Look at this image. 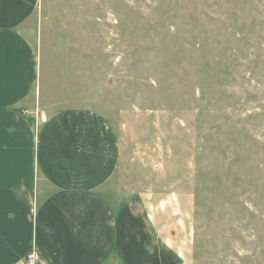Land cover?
Segmentation results:
<instances>
[{"label": "rangeland", "instance_id": "obj_1", "mask_svg": "<svg viewBox=\"0 0 264 264\" xmlns=\"http://www.w3.org/2000/svg\"><path fill=\"white\" fill-rule=\"evenodd\" d=\"M40 13L52 101L108 125L118 163L102 191L149 213L162 264H264V0H40Z\"/></svg>", "mask_w": 264, "mask_h": 264}, {"label": "crops", "instance_id": "obj_2", "mask_svg": "<svg viewBox=\"0 0 264 264\" xmlns=\"http://www.w3.org/2000/svg\"><path fill=\"white\" fill-rule=\"evenodd\" d=\"M44 22L40 0H0V264L30 251L36 264H162L149 213L102 191L118 163L108 125L56 109Z\"/></svg>", "mask_w": 264, "mask_h": 264}, {"label": "built area", "instance_id": "obj_3", "mask_svg": "<svg viewBox=\"0 0 264 264\" xmlns=\"http://www.w3.org/2000/svg\"><path fill=\"white\" fill-rule=\"evenodd\" d=\"M38 260H39V258L36 255V253L34 251H30L25 256V258L23 260V264H36L38 262Z\"/></svg>", "mask_w": 264, "mask_h": 264}]
</instances>
